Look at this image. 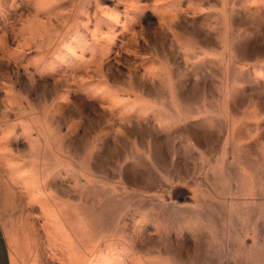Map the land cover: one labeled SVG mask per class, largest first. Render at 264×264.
<instances>
[{"label":"rangeland","instance_id":"374dc122","mask_svg":"<svg viewBox=\"0 0 264 264\" xmlns=\"http://www.w3.org/2000/svg\"><path fill=\"white\" fill-rule=\"evenodd\" d=\"M0 219L21 264H264V0H0Z\"/></svg>","mask_w":264,"mask_h":264},{"label":"crops","instance_id":"0c3cea01","mask_svg":"<svg viewBox=\"0 0 264 264\" xmlns=\"http://www.w3.org/2000/svg\"><path fill=\"white\" fill-rule=\"evenodd\" d=\"M260 259H251L243 264H261ZM240 261H222L221 264H240ZM0 264H21L16 241L12 238L5 229V226L0 219Z\"/></svg>","mask_w":264,"mask_h":264}]
</instances>
